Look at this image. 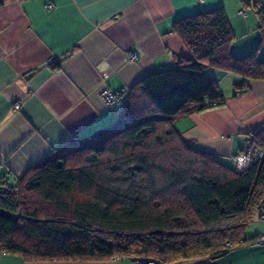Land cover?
<instances>
[{"label":"trees","instance_id":"trees-1","mask_svg":"<svg viewBox=\"0 0 264 264\" xmlns=\"http://www.w3.org/2000/svg\"><path fill=\"white\" fill-rule=\"evenodd\" d=\"M240 1L239 9L251 4L257 15L261 37L254 48L231 51L234 32L221 5L177 16L171 28L191 56L177 54L172 65L128 85L110 124L19 176L0 175V253L27 261L117 256L134 264H170L180 256L196 258L181 264H205L257 243L244 227L264 192V124L252 128L262 156L240 170L198 148L173 124L224 103L210 69L241 75L235 92L249 78H264V53L257 55L264 10L260 0ZM48 63L58 67L60 59Z\"/></svg>","mask_w":264,"mask_h":264},{"label":"crops","instance_id":"crops-1","mask_svg":"<svg viewBox=\"0 0 264 264\" xmlns=\"http://www.w3.org/2000/svg\"><path fill=\"white\" fill-rule=\"evenodd\" d=\"M215 5L223 7L234 32L231 51L254 48L257 18L239 13L240 0H0V175L19 176L54 150L114 121L120 108L105 103L99 92L131 85L146 71L172 65L177 54L191 56L171 22ZM130 52L136 57L129 59ZM52 59L60 65L51 67ZM210 72L224 103L179 116L173 124L223 161L240 148L247 127L264 122V78H249L235 92L241 75ZM226 262L264 264L263 243L238 246L205 264ZM0 264L134 262L117 256L27 261L1 252Z\"/></svg>","mask_w":264,"mask_h":264},{"label":"rangeland","instance_id":"rangeland-1","mask_svg":"<svg viewBox=\"0 0 264 264\" xmlns=\"http://www.w3.org/2000/svg\"><path fill=\"white\" fill-rule=\"evenodd\" d=\"M203 9H205V8H203ZM247 10V16L248 17H251L252 18V16H253V14L256 16V18H257V15H256V13L254 12V9H253V7H252V5L251 4H249V5H247V6H243V7H241V9H238V11L239 10ZM257 20V19H256ZM253 30H254V33L255 34H257V36H258V39H257V41L259 40V37H261V33H260V30L258 29V27H257V22H255V24H254V27H253ZM247 32H249V31H247ZM246 34V33H245ZM263 37L264 36H262V38H261V41H260V44H259V46H258V49H257V55L258 56H260V55H262L263 53H264V51H261L260 49H261V47L263 46ZM257 43V42H256ZM131 54V53H130ZM129 54V59H133V58H131V55ZM124 86V85H123ZM128 86V85H127ZM121 87V86H120ZM19 102L20 101H15L14 103H13V108H18L19 107ZM18 103V105H15V104H17ZM261 125L262 124H264V122H262V123H260ZM261 125H259V126H257V128L259 129L260 127H261ZM249 137H253L254 139H256V133H255V131H253V129L252 128H248L247 127V129H245V131H244V136H243V139H242V141H241V144H240V148L237 150V152L238 151H240L241 150V148H242V145H243V143H244V138H249ZM223 162H225L226 164H228V165H231V166H234V168H236L237 169V162H236V159L234 158V156H232V157H230V156H226V157H224L223 158ZM263 190V189H262ZM263 195H264V192H263ZM263 195H262V197L260 198V200H259V202H258V205H260L261 204V202H262V199H263ZM261 207H260V210L258 209L257 210V208H256V210L255 211H253V214H251V216L249 217V219L247 220V222H246V225H245V227H244V235L245 236H247V235H251V234H253L254 232H257V231H264V220H263V212L261 211V209H263V207H262V205H260ZM264 235V232L263 233H258V234H256L255 233V235H254V237H253V239H252V241H255V242H261L263 239H260L262 236ZM153 255H155V254H153ZM263 255H264V243H263ZM170 257H172V258H175L176 256H174V255H170ZM177 259L178 260H171L169 263L170 264H181V263H185V262H192V261H194L196 258H182V257H180V256H178L177 257ZM148 263H151V261H147ZM151 264H153V263H151Z\"/></svg>","mask_w":264,"mask_h":264},{"label":"built area","instance_id":"built-area-1","mask_svg":"<svg viewBox=\"0 0 264 264\" xmlns=\"http://www.w3.org/2000/svg\"><path fill=\"white\" fill-rule=\"evenodd\" d=\"M239 11H241L243 14L245 12L244 10H239ZM130 53L129 54L131 55V58L136 57V54L134 52H130ZM127 92H128V86L124 85L116 89L103 88L99 92V94L105 103L109 105H114L120 108L123 104V99L125 95L127 94ZM15 105H18V103ZM243 141L244 143L242 145L241 150L233 155L237 162V165H236L237 169L239 170L245 168L252 162H255L263 154V149L257 145L256 140L253 137L244 138ZM261 205L263 207L261 211L263 212V220H264V195H263ZM260 239H263L264 241V235Z\"/></svg>","mask_w":264,"mask_h":264}]
</instances>
